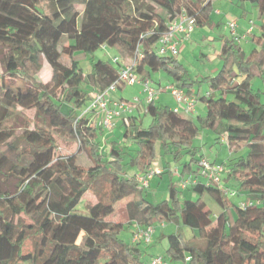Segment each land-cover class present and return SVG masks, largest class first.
<instances>
[{
    "label": "trees",
    "instance_id": "1",
    "mask_svg": "<svg viewBox=\"0 0 264 264\" xmlns=\"http://www.w3.org/2000/svg\"><path fill=\"white\" fill-rule=\"evenodd\" d=\"M213 1L0 0V264H145L143 242H126L121 233L148 225L156 231L166 223L175 228L158 233L154 243L166 241L164 260L264 264V92L252 86L254 79L264 83V0H239L257 7L259 35L251 37L248 54L231 35L219 38L221 68L203 79L211 93L194 95L206 105L197 123L152 103L146 127L138 116L122 118L123 143L111 142L105 155L98 147L103 130L79 117L92 93L117 79L120 63L98 60L83 74L75 59L101 46L115 48L122 61L138 50L145 64L137 74L162 72L192 97L199 82L176 57L157 56L154 48L181 13L194 16L197 28L211 30ZM62 56L68 66L59 63ZM42 58L52 67L47 83L37 76ZM51 129L75 136L90 165H80L75 154L58 155ZM203 129L217 142L224 138L232 158L223 165L222 183L245 195V207L200 180L185 191L169 181L167 198L151 202L136 174L159 167L157 176L172 175L173 163L182 167L181 180L197 178L203 156L193 141ZM87 193L94 204L77 212ZM202 195L220 208L218 215L206 209ZM125 199L127 223L107 220Z\"/></svg>",
    "mask_w": 264,
    "mask_h": 264
},
{
    "label": "rangeland",
    "instance_id": "2",
    "mask_svg": "<svg viewBox=\"0 0 264 264\" xmlns=\"http://www.w3.org/2000/svg\"><path fill=\"white\" fill-rule=\"evenodd\" d=\"M46 1L48 3V0H44V4H46ZM225 2L231 6V9L233 10L235 14L239 13L242 15L244 14L242 8L245 9L246 13L244 17L239 18V20H241L242 23L246 22L249 19L252 20L255 23L253 27L254 35L255 37H257L259 35V31L257 28V25H258L257 7H253L250 4L242 3L239 1H238V6L234 3H231L229 0H225ZM43 6H46V5H43ZM74 9L77 12H81L82 6L80 4H76L74 6ZM222 30L224 31L225 35H228V31L226 28H222ZM208 32H210V34H208ZM220 35L221 34L218 33L216 30L208 31V29L206 28H195L194 33H192V36L187 41L182 42L180 45H178L177 58L180 57L182 59L181 63L185 67L186 71L188 72L192 80H196L199 82L197 86L199 85L198 90H199L200 95H204L209 90V85L207 83H203V79H205L208 76L216 75L219 69L221 68V61L218 57L219 52H220V45H221L219 41ZM62 43H67V40L65 38L62 39L61 44ZM61 44L59 46V49L61 47ZM242 48H245V47L242 46ZM247 49L248 51H245L246 54H248L250 51L249 48ZM114 57L120 58L117 50L115 48L106 47L105 49L99 48L92 54L76 55L75 59L78 61V64L82 70V73L86 74L90 71V68L93 62L102 60L105 62L113 63ZM144 58L139 59V63L144 64L145 62ZM42 60L43 61L38 70L37 76H38V80L41 83H47L52 78V67L45 61L44 58H42ZM127 61L128 60H125V61L121 60L120 64L127 63ZM59 63L64 66H68L70 61L67 57L62 56L59 58ZM150 74L153 80L154 79L158 80V78H161L162 85H168V83H170L168 76L162 72H161V75H157L154 72H151ZM236 79L237 78H234V80ZM252 86L254 90L262 89L264 87V83H262L258 79H254L252 81ZM139 90L140 89L138 86H134V87L125 86L121 90L122 93L116 94L115 97L122 96L124 98L126 97L127 100L132 97H138L142 99L143 97L139 93ZM196 90H197V87L194 88V91ZM160 95L162 96L161 97L162 99L158 101L157 104L164 105V106H172L173 99H172V96L168 92H165V93L163 92V94L160 93ZM195 105L197 109L189 117L195 123H197L196 122L197 117L204 115V112L201 111L202 110L201 108L202 106H204V103L202 101H197ZM32 116H33L32 113H28L26 115V117L29 118V120H31ZM139 116L138 117L141 120L143 127H146L150 122L148 115L143 114ZM50 131L54 137V141L57 146L56 148H57L58 155L66 157V156L75 154L77 162L80 165L84 167H88L90 165V160L88 159L86 153L82 149H80V144L75 136L67 134L62 130L51 129ZM122 131L123 130L121 129L120 133H122ZM107 132L111 133L109 131H106V133ZM119 140L122 141V134L120 136H117L114 141L119 142ZM193 145L200 149V152L203 155V157L207 158L210 161H215L217 162V164L219 163V165H221L220 163H225V162L227 163V161L230 158V153L227 150L226 145L224 143L221 144L220 142H216L214 139V135L209 129L200 130L199 135L193 141ZM168 160L171 161V158H168ZM186 161H188L187 156H185L182 159V163ZM175 167L178 169V171L179 169L181 171V168H182L181 165L179 164L175 165L172 163V167H171L172 171ZM169 181L174 182L176 185H178V177L174 175V173H172V175L170 174L163 175V177L155 176L151 178V180L149 181V188L147 189L148 199L153 203L166 199L167 194H168L167 184L169 183ZM191 198L195 199L196 196L192 195ZM230 199L234 203L237 201L236 197L230 196ZM128 200L129 199H125L124 201L118 203L115 207L114 214L108 217L107 220L111 222H119L123 224L127 223L128 218L126 214L125 203ZM94 201L95 200L92 194L90 193L85 194L76 208L77 212H81V213L85 212L87 207L94 204ZM174 228H175L174 225L168 224V223L165 224L164 228L157 227L152 237L151 243L149 245H146L145 243H142L139 245L141 250H146V253L142 257V260L145 264H149L151 256H154V255H159L162 257L165 256V250L167 248L166 241H162L158 244H154V243L156 242V237L158 233L161 232L163 234H168V233H171V231H173ZM210 229L211 228L207 229V232ZM182 235L184 237L190 238L192 236V233L189 231L188 228L182 227ZM131 236H132L131 231H124L121 233V238L125 240L126 242L130 241ZM26 248L28 250H31L32 248L31 242H27ZM166 262L167 264H179L176 262H172L170 259H166Z\"/></svg>",
    "mask_w": 264,
    "mask_h": 264
},
{
    "label": "built area",
    "instance_id": "3",
    "mask_svg": "<svg viewBox=\"0 0 264 264\" xmlns=\"http://www.w3.org/2000/svg\"><path fill=\"white\" fill-rule=\"evenodd\" d=\"M208 1L213 0H205V2ZM228 27L234 41L239 43L241 39L246 37V35H250L253 25L251 23L244 37H239L236 34L235 22H229ZM195 28L196 20L194 16H188L185 13L178 15L177 18L168 25L167 30L156 42L154 48L156 55L177 57L178 45L188 40ZM100 48L105 49L106 47L101 46ZM142 57L143 56L139 51L136 50L127 63L120 64L117 72V79L104 90L93 92L91 100L80 112L79 117H87L90 123L95 122L97 126L105 131L112 132L115 126V121L122 120L125 116L131 115L134 110L140 109L144 113H147L148 105L154 103L161 92H168L172 96L175 104L172 109L173 113L185 116L192 114L196 104V99L194 97L186 95L182 89H179L172 84L161 85L159 88H155L149 78L137 74L136 69L140 66L139 59ZM120 62V58H113V63ZM234 82L235 81H233V83ZM136 85L140 87V93L143 96V99L133 97L130 100H124L114 97V94L120 87H132ZM197 168V178L190 175L187 178L182 179L178 184V188L184 190L190 185L198 183L199 179H203L206 184L219 187L224 195H234L233 191L226 189L222 184V176L225 171L223 165L213 163L207 158L202 157L197 162ZM161 172V168L155 167L143 175H137L136 180L140 187L148 189L151 178L161 174ZM245 205L246 204H241L239 207L244 208ZM160 225L163 227V224ZM134 232L133 242L141 241L145 244H149L151 243L155 228L153 225H148L143 229L136 227ZM186 260H188V258ZM149 264H167V262L162 256L156 255L150 259Z\"/></svg>",
    "mask_w": 264,
    "mask_h": 264
},
{
    "label": "crops",
    "instance_id": "4",
    "mask_svg": "<svg viewBox=\"0 0 264 264\" xmlns=\"http://www.w3.org/2000/svg\"><path fill=\"white\" fill-rule=\"evenodd\" d=\"M231 3H234V4H236L237 6H238V1L239 0H229ZM213 6H214V11H213V13H212V15H211V20H212V22L214 23V25H213V27H211V30H208V31H214V30H216L218 33H220L221 35H220V37L221 36H224L225 35V33H224V31L222 30V28H226L227 29V31H228V36H230L231 35V32H230V29H229V27H228V23L229 22H235L236 23V34L239 36V37H244L245 36V34H246V31H247V29L249 28V26L251 25V23L253 22L252 20H247L246 22H241V20H239V18H241V17H244V15H241V14H239V13H234L233 12V10L231 9V6L228 4V3H226L225 2V0H215L214 2H213ZM253 24V27H254V22L252 23ZM252 27V31H251V33H250V35H246V37H244V39H241L240 40V46L242 47H245V48H243L245 51H248V49L247 48H249V50L251 51L252 49H253V47H254V44H253V41H251V37H255V35H254V28ZM197 28V27H196ZM194 33V32H193ZM208 34H210V32H208ZM192 36V35H191ZM203 37V36H202ZM187 41V40H186ZM185 42V41H184ZM247 47V48H246ZM220 48H221V45H220ZM176 60L179 62V63H181V58L179 57V58H177L176 57ZM145 64V63H144ZM144 64H141L140 63V65H144ZM182 64V63H181ZM155 74H157V75H161V73H155ZM149 79L152 81V84H153V87H155V88H159V86H161L162 85V81H161V78H158V80H153L152 79V77H151V74H149ZM170 84H173V83H168V85H170ZM136 86H138V85H136ZM127 87H129V86H127ZM134 87V86H133ZM139 87V86H138ZM124 87L122 86V87H120L119 89H118V91L114 94V97H115V95L116 94H121L122 93V89H123ZM139 89H140V87H139ZM264 89V87L262 88V90ZM120 90V91H119ZM184 91V90H183ZM185 92V91H184ZM139 93H140V90H139ZM165 93V92H164ZM211 93V91L210 90H208L205 94H210ZM141 94V93H140ZM161 94H163V92H161ZM196 94H198L199 96H201L200 94H199V90H196V91H194L193 90V95H192V97H194L195 99H196V102L197 101H200L197 97H195L194 95H196ZM213 94H215V93H213ZM143 97V96H142ZM162 96L159 94L158 95V97H157V99L155 100V104H157V102L158 101H160L162 98H161ZM227 97L228 98H230V96L229 95H227ZM115 98H117V99H124V100H127V98L125 99L124 97H115ZM133 98V97H132ZM129 99H131V98H129ZM128 99V100H129ZM143 99V98H142ZM173 99V98H172ZM198 99V100H197ZM173 101V104H172V106H168L170 109H173V107H174V100H172ZM145 105V104H144ZM159 105V104H158ZM197 109V107H196V105H195V108H194V112H195V110ZM202 110V112H204V115H205V113H206V105L204 104V106H202V108H201ZM143 114H146V113H144L143 111H141L140 109H136V110H134L133 111V113L131 114V115H133V116H139V115H143ZM191 115V114H190ZM189 115V116H190ZM203 115V116H204ZM140 117V116H139ZM90 124H93L95 127H96V129H97V132H99L100 131V129H102V128H100L99 126H97V124L95 123V122H93V123H90ZM123 130V128H122V120H117V121H115V126H114V129H113V131L111 132V133H106V131L104 130V129H102L103 130V133L101 134L100 133V135H99V139H98V143H99V152H101L102 154H105V155H107L108 153H109V151H110V143L111 142H115V143H123V141H121V140H119V142L118 141H114L115 140V138L117 137V136H120L122 133H120V130L121 129ZM214 139H216V137L214 136ZM216 141V140H215ZM217 142V141H216ZM218 142H220L221 144L222 143H224L225 144V141H224V138H220L219 139V141ZM103 144V145H102ZM226 145V144H225ZM226 148H227V146H226ZM200 150V149H199ZM227 150L229 151V149L227 148ZM229 153H230V158H232V154H231V152L229 151ZM241 153H243V151L241 152ZM200 154H201V152H200ZM202 155V154H201ZM203 156V155H202ZM211 162H213V163H216L217 164V162H215V161H211ZM226 163V162H225ZM225 163H220L221 165H224ZM219 164V163H218ZM175 171H176V173H175ZM172 173H174V175H176L177 177L179 176V173H180V171H178V169L175 167L174 169H173V172ZM137 175H139V174H136V176ZM224 175V174H223ZM222 179H223V176H222ZM180 180H181V177H178V184H179V182H180ZM201 182H205L203 179H199ZM223 184V186L226 188V189H228V190H230V191H233L234 192V195H226V198L230 201V203H232V204H234V205H236V206H240L241 204H246V202H247V200H246V197H245V195L243 194V193H240L237 189H235V188H231V187H228V185H225L224 184V182L222 183ZM176 187L178 188V185H176ZM181 190V189H180ZM185 191V190H184ZM193 196H196V195H194V194H192ZM192 195H191V197H192ZM230 196L231 197H236V199H237V201L234 203L231 199H230ZM202 200L204 201V203H205V205H206V209H208V210H210L211 211V213H212V215L215 217L216 215H218V213L220 212V208L207 196V195H202ZM165 227V226H164ZM131 231V230H130ZM132 232H133V230L131 231V234H132ZM129 242H133V237L131 236L130 237V241Z\"/></svg>",
    "mask_w": 264,
    "mask_h": 264
}]
</instances>
